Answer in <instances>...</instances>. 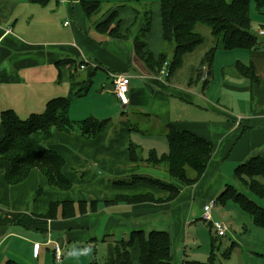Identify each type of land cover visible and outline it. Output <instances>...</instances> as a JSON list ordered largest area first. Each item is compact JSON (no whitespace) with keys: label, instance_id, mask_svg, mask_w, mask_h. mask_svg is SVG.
Listing matches in <instances>:
<instances>
[{"label":"crops","instance_id":"crops-1","mask_svg":"<svg viewBox=\"0 0 264 264\" xmlns=\"http://www.w3.org/2000/svg\"><path fill=\"white\" fill-rule=\"evenodd\" d=\"M115 1L102 8L100 0L96 12L86 17L80 0H0V113L12 110L20 118L28 117L42 112L48 100L65 97L70 120H105L93 138L74 129L56 130L49 139L48 147L63 158L62 173L72 182L67 190L51 186L38 169L10 185L0 169V209L42 218L28 227L0 223V264L7 259L19 264H111L116 242L132 230L147 236L168 227L186 244L184 227L191 222L187 215L198 217L210 199L216 204L227 178L236 180V165L264 149V38L254 49H226L218 40L208 65L201 57L184 80L174 75L178 68L165 76L160 71L170 56L161 67L147 66L133 45L142 23L134 27V16L125 22L119 14L123 4L132 9L136 2L148 5L149 0ZM159 3L156 30L161 36ZM112 11L117 17L110 27L117 24L119 38L96 27ZM258 11L264 14V7ZM151 25L152 18L150 30ZM251 27L255 31L264 23L253 26L251 19ZM149 31L144 35L146 49L156 58L165 44L158 38L152 46ZM61 59L71 64H61ZM238 63L251 65L257 81L242 75ZM116 73L130 76L125 106L114 94ZM173 76L177 80L170 81ZM90 92L95 95L88 99ZM129 111L153 116L156 122L148 129L130 127L124 118ZM168 124L212 142L211 157L200 175L184 168L192 180L188 184L161 166L132 163L126 150L131 142L143 157L150 151L161 156L168 150ZM146 179L172 184L178 192L170 198L167 189ZM139 196L141 200L132 199ZM54 242L63 248L59 262L54 259ZM131 258L139 264L137 246ZM176 260L182 264L187 259L174 254Z\"/></svg>","mask_w":264,"mask_h":264},{"label":"trees","instance_id":"trees-1","mask_svg":"<svg viewBox=\"0 0 264 264\" xmlns=\"http://www.w3.org/2000/svg\"><path fill=\"white\" fill-rule=\"evenodd\" d=\"M80 4L84 15L90 17L98 9L99 1L80 0ZM251 4L261 10L264 7V0H160L161 38L165 48L171 49L167 63L168 73L179 68L183 57L204 41L203 35L196 30L198 25L206 26L214 38V44L202 57V64L210 63L218 40L226 49L256 48L264 37L258 36L252 30L249 15ZM143 6L146 7L143 11L145 22L133 37L134 51L147 66L161 67L167 52L165 49L155 58L146 49L144 35L150 30L151 10L148 5ZM134 12L138 14L140 10L135 8ZM116 17V11H112L96 27L112 37L119 38L121 35L117 24L110 27ZM65 62L71 64L70 59L60 60L61 64ZM60 63L58 61L56 64ZM237 68L252 82L257 81L251 65L245 66L238 63ZM67 110L68 99L56 97L46 102L42 112L31 113L26 118H20L12 110H4L0 113V125L3 131L0 138V169L4 173L7 184L22 182L32 169H38L51 186L62 190L72 186V182L62 173L63 158L48 147L47 143L56 130L71 132L77 129L80 135L93 138L105 120L88 117L74 122L68 118ZM165 135L168 150L161 156L150 151L146 157H143L139 147L130 142L126 147L130 161L135 164L144 161L152 166H161L172 178L188 184L192 180L186 177L184 168L189 166L197 172V175H200L211 157L212 142L189 130H178L172 124L166 125ZM234 176L245 189L264 199V149L237 164ZM146 180L167 189L170 198L178 192V188L172 184H166L160 180ZM135 198L142 199L141 196L132 199L135 200ZM228 200L248 214L255 225L264 227V206L257 204L231 183L225 185L216 199L222 204ZM45 216L47 217V214ZM35 222H42V218L31 219L26 214L6 213L0 209V223H17L28 227ZM214 241L212 237L210 254L206 261L186 260L183 264H219L214 250ZM135 246L138 250L139 264H174L169 233L155 229L151 230L147 236L142 230H132L126 239H119L114 247L111 264H133L131 250ZM4 264L19 263L7 259ZM90 264L98 263L93 261Z\"/></svg>","mask_w":264,"mask_h":264},{"label":"rangeland","instance_id":"rangeland-1","mask_svg":"<svg viewBox=\"0 0 264 264\" xmlns=\"http://www.w3.org/2000/svg\"><path fill=\"white\" fill-rule=\"evenodd\" d=\"M146 3L151 10L152 18L151 30L147 36H149L152 46H155L158 43V38H160V41H163L161 36H158L156 30V27L159 28L158 0H149ZM113 4H116L115 0H101L102 8ZM127 4L120 8L119 12L121 13L118 12L125 22L132 19L134 16V21L137 19L133 25L134 27L139 24V21L144 24L145 13L143 14V11L146 10V7H144L141 2H136L131 9ZM135 8L140 10L138 14L134 12ZM250 17L253 26L264 23V14L256 10L254 4H251L250 7ZM196 30L203 35L204 41L192 52L187 53L184 56L183 63L174 72L175 76L180 77V79L183 80L190 75L189 70L196 67L205 51L214 44V38L211 36L209 29L206 26L198 25ZM165 49L166 48L163 46L162 52L165 51ZM165 52H167L168 56L171 55L170 48L168 50L166 49ZM80 68L82 69V67ZM174 80H177V78L174 76L171 77L170 81ZM91 95L94 96L95 93L90 92L88 99L91 98ZM89 107L90 106L84 107V109ZM26 116L27 115L23 118ZM124 118L130 122V127L137 126L140 129H148L153 121L156 122V119L153 118V116L152 119L135 111H129ZM113 119H115L117 126L121 125L118 118ZM227 179L228 183L234 184L237 189L245 192L246 195L253 199L257 204L264 206V199L262 197L251 193L233 178L228 177ZM201 214L202 209L198 217L193 214L187 215V218L191 222L184 227L186 244H183L182 239H178V235H174L172 233L173 231L171 232L167 229L168 227L165 229L170 235L172 250L176 259L185 258L187 260L206 261L210 254L213 237L215 239L214 250L219 264H264V227L255 225L249 215L242 211L234 202L228 200L222 204L216 201V204L211 210L213 219H222L227 224V231L223 236H217L210 223L201 218ZM181 232H183V228L179 227L176 234H179L180 236ZM98 260L102 261L103 257H99ZM174 264H178V260L174 261Z\"/></svg>","mask_w":264,"mask_h":264},{"label":"built area","instance_id":"built-area-1","mask_svg":"<svg viewBox=\"0 0 264 264\" xmlns=\"http://www.w3.org/2000/svg\"><path fill=\"white\" fill-rule=\"evenodd\" d=\"M258 36L264 37V27H259L254 31ZM79 67H83L80 65ZM162 75L167 76L168 75V68H167V62L164 63L162 66V69L160 71ZM206 75H203V78H205ZM130 82V76L126 73H116L112 74V84H113V90L114 94L121 103V105L125 106L129 102L128 93L130 90L129 87ZM215 205V200L210 199L208 200L202 207V214L201 218L208 221L210 225L214 228V231L217 236H223L227 231V225L220 219H213L211 215V210L213 209ZM53 255L54 259L59 262L62 259L63 256V248L58 242H54L53 245Z\"/></svg>","mask_w":264,"mask_h":264}]
</instances>
